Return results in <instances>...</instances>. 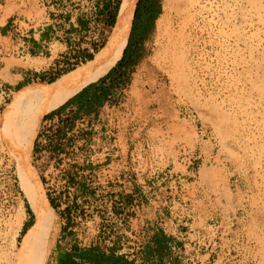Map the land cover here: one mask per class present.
<instances>
[{"label": "rangeland", "instance_id": "obj_1", "mask_svg": "<svg viewBox=\"0 0 264 264\" xmlns=\"http://www.w3.org/2000/svg\"><path fill=\"white\" fill-rule=\"evenodd\" d=\"M108 2L0 0V264L18 263L36 222L18 154L3 134L6 113L106 47L124 0ZM53 3L59 8L46 10ZM186 3L190 9L179 14L176 0L137 2L128 44L108 73L121 74L128 86L121 112L136 117L124 152L88 140L80 153L74 146L85 134L62 143L61 123L49 121L61 106L43 116L25 160L55 205L45 264L88 249L131 264H264V0ZM51 13L81 17L70 56L85 44L83 57L91 59L49 72L56 59L23 52L17 44ZM75 161L122 167L91 175L73 168ZM164 233L176 250L160 248Z\"/></svg>", "mask_w": 264, "mask_h": 264}, {"label": "crops", "instance_id": "obj_2", "mask_svg": "<svg viewBox=\"0 0 264 264\" xmlns=\"http://www.w3.org/2000/svg\"><path fill=\"white\" fill-rule=\"evenodd\" d=\"M64 4L69 6L72 5L73 8L81 6V3H74L72 1H66ZM108 4V0H105V7H107ZM45 8L46 10H56V8H59V4L53 3L52 6H47ZM81 25L82 19L77 13L71 15L51 13L47 18L46 23L39 25L30 31L31 38H23L17 45L22 48L23 52L27 51L29 55L32 53L34 55L45 56L49 59H56L57 65L55 64L52 68H48V71H57V69H62V66H65V64L68 66L69 63L75 61V59L80 60L85 55V44L79 45V48H77L76 51H73L75 59H71V51H69V45H72L71 37H76V34L80 36L82 30ZM55 47L58 49L56 52L54 50ZM61 72L64 71H59V73ZM116 72L117 71L112 74H107L102 78V80L100 79L99 81L84 88L82 91L66 101L59 108V110L50 115V123H61L59 126L62 132V143L71 141L74 134L78 133L85 134L84 139H82L83 136H81L79 141L76 142L77 147L76 145L74 146V148L80 151V153L84 151V144L87 143L88 140L96 142L95 145L98 147H105L108 142L110 143V151L115 152L116 154H120L122 151L124 152L121 147H124L125 144L126 146H129V137L133 135V123L136 117L131 114L121 112L122 107L125 105L122 102L121 96L123 93L128 91V86L121 85V74L119 71L118 73ZM38 77L40 76L38 75ZM100 89H109V95L100 105L94 104L90 106L88 102L92 101L93 94ZM89 135L91 136L89 137ZM112 136L117 138L113 142L110 140ZM106 150L108 149L104 148L101 151L102 153L96 155L100 156L103 153H106ZM42 153H45V151ZM71 164H73V168H77L84 171L85 174L91 175L97 170L122 167L120 163H116L114 161H75ZM92 180L93 179L90 181ZM99 180L102 182L105 181L104 179ZM111 182L115 185L116 183H123L120 178L111 179ZM139 208L145 210L144 205ZM163 239L166 242H164L166 253L171 252L174 249L176 250V247H173L172 245L174 239L167 234L166 236L164 235ZM68 254L69 256L74 255L77 257L73 259V264H111V260L118 261L121 264H131L124 259L116 260L114 256L104 255V253H100L98 250L94 249L73 250L72 252L68 251ZM80 255H84L87 259L80 257ZM62 261V259H57L52 264H63Z\"/></svg>", "mask_w": 264, "mask_h": 264}, {"label": "bare ground", "instance_id": "obj_3", "mask_svg": "<svg viewBox=\"0 0 264 264\" xmlns=\"http://www.w3.org/2000/svg\"><path fill=\"white\" fill-rule=\"evenodd\" d=\"M189 1L176 0L179 14L185 9H190L186 3ZM137 2L138 0H124L119 23L115 26L109 42L89 65L18 98L6 113L3 134L8 145L15 147L14 150L18 154L21 184L36 219L19 249L17 264H45L46 245L54 223L53 208L36 179L37 175L34 176L32 173L34 170L29 161L27 164L25 160L32 152L42 118L46 113L62 106L89 84L97 82L115 67L128 44ZM40 63L34 62L33 65L40 68L44 65Z\"/></svg>", "mask_w": 264, "mask_h": 264}, {"label": "trees", "instance_id": "obj_4", "mask_svg": "<svg viewBox=\"0 0 264 264\" xmlns=\"http://www.w3.org/2000/svg\"><path fill=\"white\" fill-rule=\"evenodd\" d=\"M88 59H91L92 58V55H89L87 56ZM111 72V71H110ZM58 77H55L53 78L51 81L54 82L57 80ZM102 80V79H101ZM110 93V90L109 89H100V90H97L93 96H92V101H89V105L92 106L94 104H97V105H100L105 99L106 97L109 95ZM52 206L55 207L54 203H52ZM164 239H159V238H156V242L157 243H160V248L161 249H164V244L166 243L165 241H163ZM165 242V243H164ZM80 257L84 258V259H87L85 258L84 255H80ZM74 258H77L76 256L74 255H71V256H68L67 259H63L62 263L63 264H73V259Z\"/></svg>", "mask_w": 264, "mask_h": 264}, {"label": "built area", "instance_id": "obj_5", "mask_svg": "<svg viewBox=\"0 0 264 264\" xmlns=\"http://www.w3.org/2000/svg\"><path fill=\"white\" fill-rule=\"evenodd\" d=\"M95 47H97V46H96V45L91 46L90 49H89V51H93V50L95 49ZM85 54H86V53H85ZM86 59H87V55L85 56V58L82 57L80 60H75V61L82 62V61H84V60H86ZM75 61H73V62H75ZM67 67H68V66H62V69L67 68Z\"/></svg>", "mask_w": 264, "mask_h": 264}, {"label": "water", "instance_id": "obj_6", "mask_svg": "<svg viewBox=\"0 0 264 264\" xmlns=\"http://www.w3.org/2000/svg\"><path fill=\"white\" fill-rule=\"evenodd\" d=\"M101 79H102V78H101ZM92 84H93V83H92ZM90 85H91V84H89L88 86H90ZM88 86H86V87H88ZM86 87H85V88H86ZM38 181H39V179H38Z\"/></svg>", "mask_w": 264, "mask_h": 264}]
</instances>
